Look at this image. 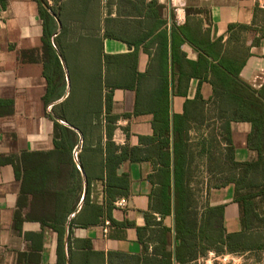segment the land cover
Here are the masks:
<instances>
[{
    "label": "crops",
    "instance_id": "1",
    "mask_svg": "<svg viewBox=\"0 0 264 264\" xmlns=\"http://www.w3.org/2000/svg\"><path fill=\"white\" fill-rule=\"evenodd\" d=\"M38 2L55 19L51 43L66 83L48 103ZM263 84L264 0H0V264H167L168 252L169 264L217 259L199 229L220 220L224 234L239 231V208L232 185L207 189V160L214 151L235 162L256 158L238 102ZM54 121L76 133L78 175L69 181L62 171L42 199L33 194V166L53 167ZM162 124L170 214L158 177ZM174 142L190 192L177 235ZM123 148L146 158L115 167L128 191L112 198L106 164ZM218 206L215 219L207 210Z\"/></svg>",
    "mask_w": 264,
    "mask_h": 264
},
{
    "label": "trees",
    "instance_id": "2",
    "mask_svg": "<svg viewBox=\"0 0 264 264\" xmlns=\"http://www.w3.org/2000/svg\"><path fill=\"white\" fill-rule=\"evenodd\" d=\"M52 11L55 13L53 8ZM39 13L42 18V45L44 50L43 74L47 81V91L44 100L45 103H48L62 97L66 83L62 66L51 43V37L56 30L55 19L40 3ZM241 97L242 99L238 102L242 107L241 118L251 124L248 145L251 150L256 152V158L246 162H235L233 156L229 157L234 168L238 170L237 175L231 177L228 184L233 186V201L237 203L239 208V231L224 234L220 220L209 225L208 233H206L203 228L199 229L207 240L205 250H214L218 255L223 254L225 251L231 254H241L258 251L264 247V84L256 91H252L250 95L247 94V96ZM108 111L109 106L107 104L106 112ZM91 112L98 116V111L91 110ZM54 113L58 118L64 120L61 113H57L56 111H54ZM163 115V119L166 120L167 113ZM158 131L156 130V135L161 138L159 141L161 152L159 158L160 169L158 173L161 184L160 197L162 202L166 203L164 206L165 213L170 214L172 193L170 190L171 157L169 152L170 142L168 124L158 126ZM152 140L151 138L149 139V141ZM76 142L77 136L73 130L54 121V150L52 153L57 154V157L55 158L53 167L51 164L47 165L40 161L34 163L32 183L34 185L33 194L35 196L42 197V199L45 197L51 198L52 193L45 189V185L47 182L50 183L56 176L60 177L62 171H64L63 175L65 176V180L70 181L73 176L76 177L78 175V170L72 159V151ZM173 149V198L174 215L177 223L175 231L177 235L179 230H185L184 220L190 192L185 187L186 157L178 143H173ZM48 155H51V153ZM145 158L146 157L142 158L139 155V150L137 148H123L121 150V155H113L111 158H108L106 164L108 169L107 194L110 197L113 198L114 195H126L128 191L127 176L122 175L116 178L113 172L115 167L125 160L132 163L139 162ZM69 192L71 193L72 190L70 189ZM66 194L69 193L66 192ZM222 211L223 206L209 208L207 210L208 214H212L215 219H219L222 216ZM66 214H68V210H66ZM56 224L57 221L49 222V226L56 230L58 236L61 237L62 230L61 228L56 229ZM216 244H218V247H216ZM193 247H195V245H193ZM166 258L167 264H169L171 258L170 252L166 253Z\"/></svg>",
    "mask_w": 264,
    "mask_h": 264
},
{
    "label": "rangeland",
    "instance_id": "3",
    "mask_svg": "<svg viewBox=\"0 0 264 264\" xmlns=\"http://www.w3.org/2000/svg\"><path fill=\"white\" fill-rule=\"evenodd\" d=\"M56 7V4H54ZM215 149L214 146H212ZM216 151L212 152V157H209L207 163L210 168V173L206 174L207 181V189L209 186L215 187H224L231 184H228V181L231 177H235L237 175L238 170L234 168L233 164L230 160L222 157L214 156ZM221 154V153H220ZM197 179L200 180L201 174L195 173ZM209 190H199V198H205L206 193ZM231 224V223H230ZM227 228H231L230 225L227 223ZM214 255L208 254L207 257L201 262V264H264V247L258 251H251L241 254H231L228 251H225L223 254L217 256V259L213 258Z\"/></svg>",
    "mask_w": 264,
    "mask_h": 264
},
{
    "label": "built area",
    "instance_id": "4",
    "mask_svg": "<svg viewBox=\"0 0 264 264\" xmlns=\"http://www.w3.org/2000/svg\"><path fill=\"white\" fill-rule=\"evenodd\" d=\"M116 205H117V206H123L124 203H123L122 201H117V202H116Z\"/></svg>",
    "mask_w": 264,
    "mask_h": 264
},
{
    "label": "water",
    "instance_id": "5",
    "mask_svg": "<svg viewBox=\"0 0 264 264\" xmlns=\"http://www.w3.org/2000/svg\"><path fill=\"white\" fill-rule=\"evenodd\" d=\"M57 55H58V54H57ZM58 58L61 59L59 55H58ZM60 61H61V60H60Z\"/></svg>",
    "mask_w": 264,
    "mask_h": 264
}]
</instances>
